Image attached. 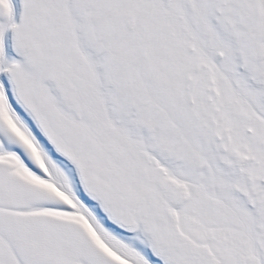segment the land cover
<instances>
[{
    "label": "snow or ice",
    "instance_id": "1",
    "mask_svg": "<svg viewBox=\"0 0 264 264\" xmlns=\"http://www.w3.org/2000/svg\"><path fill=\"white\" fill-rule=\"evenodd\" d=\"M0 264H264V0H0Z\"/></svg>",
    "mask_w": 264,
    "mask_h": 264
},
{
    "label": "rangeland",
    "instance_id": "2",
    "mask_svg": "<svg viewBox=\"0 0 264 264\" xmlns=\"http://www.w3.org/2000/svg\"><path fill=\"white\" fill-rule=\"evenodd\" d=\"M18 6H19V0H16ZM17 22H19V16H17ZM8 38H9V49H8V53H9V57L10 58H18L17 54L14 51V47H13V34L11 32L8 33ZM130 237V243H132L133 245H138L139 244V239H137V237L142 238V234L140 233H136V234H132L129 233L128 234Z\"/></svg>",
    "mask_w": 264,
    "mask_h": 264
}]
</instances>
